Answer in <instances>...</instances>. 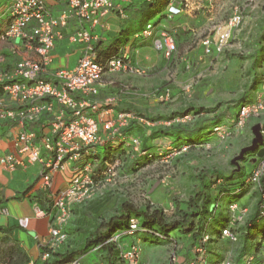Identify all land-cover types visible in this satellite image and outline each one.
<instances>
[{
	"label": "built area",
	"instance_id": "built-area-1",
	"mask_svg": "<svg viewBox=\"0 0 264 264\" xmlns=\"http://www.w3.org/2000/svg\"><path fill=\"white\" fill-rule=\"evenodd\" d=\"M134 0H68L67 5L57 15L46 8L44 0H10L8 14L10 22L1 32L2 41L23 44L34 51L38 58L17 61L11 69L0 70V121H8L20 130L15 138V150L24 155L28 162L41 164L40 188L48 201L46 209L36 208V212L50 218L48 238L39 245L38 260L29 264H43L50 257V251L57 249L67 240L65 226L72 216L74 206L86 203L104 192L101 185L111 181L116 169L121 167L120 161L108 164L102 171L103 179L95 180L97 161L92 157L99 146L124 142L131 150L127 152L136 157L147 155L151 158L150 150L141 149V139L137 135L128 136L124 130L131 121L146 127L156 124L168 125L169 122H152L132 110H118L114 114L118 98L113 93L101 95L102 77L107 73L129 72L140 73L131 63L127 49H122L118 56L99 62L98 53L92 42L93 35L85 24L95 25L99 18L110 11L117 10L122 18L127 15L123 6H128ZM151 1V0H148ZM180 13V7L169 2L167 17ZM243 19L242 9L235 7L229 19L216 24L198 47L202 55H219L227 46L234 30ZM77 22V29L69 35L72 42L82 44L81 56L71 69H58L45 78L47 68L52 61V51L55 40L62 38V31L70 21ZM152 37V46L164 55L172 58L177 50L173 35L161 24L148 22L145 27L133 34V38ZM172 97L169 88L156 92V100L167 102ZM264 108V100L241 106L231 124H218L212 128L215 140L222 142L234 131L241 128L251 116H257ZM191 121L193 116L186 115L176 122ZM187 122V121H186ZM172 151H186L189 145L174 148L167 141ZM166 147V146H165ZM162 160L168 155L165 149L157 146L153 150ZM161 151V154L159 153ZM154 161V163H156ZM0 163L9 168L21 164L15 154H5L0 157ZM153 163V164H154ZM69 170L67 183L62 188L53 187L54 173ZM100 176V175H99ZM264 158L253 167L246 182L254 189L264 188ZM152 204V203H151ZM5 207L0 206V214L7 215ZM230 220L221 229V238L230 242L237 241V233L232 231L246 218V208L239 203L229 205ZM139 230L137 220L131 219L129 228L112 236L120 249L123 264H143L141 251L136 239L127 247L120 243L124 235L134 236ZM210 234L204 233L196 243L191 254L192 258L185 264H207L206 244ZM180 246L173 244L169 254L168 264H178ZM264 264V245L261 251ZM252 254H246L237 264H256ZM71 264H81L75 260ZM217 264H235L232 256H225Z\"/></svg>",
	"mask_w": 264,
	"mask_h": 264
},
{
	"label": "rangeland",
	"instance_id": "rangeland-1",
	"mask_svg": "<svg viewBox=\"0 0 264 264\" xmlns=\"http://www.w3.org/2000/svg\"><path fill=\"white\" fill-rule=\"evenodd\" d=\"M171 2L180 6V13L175 14L176 17L172 15L169 24H160L173 35L177 45L174 57L166 59L153 46L140 49L141 57L148 53L163 63L157 65L155 69L138 68L140 73L120 72L125 73L123 77L127 80L129 79L127 75H130V80L136 81L138 85L132 86L129 81L123 83L114 79L113 84L117 87L115 92L109 94L118 91L119 93L115 94L118 102L121 97H125L128 100H126L128 104L126 108H129L127 110L140 112L147 117L167 116L173 112H183L188 108L204 110L217 107L218 104H222L223 107L226 105L227 109L234 112L233 105L239 104L240 101L256 98V101L264 100V65L262 64L264 57L259 65L252 63L254 51L258 50L259 45L264 47V34L261 35L264 28V0H171ZM235 7L242 9L243 19L234 30L223 52L219 55L200 57L197 53L200 41L216 24L227 21ZM150 9L155 10V7L151 6ZM135 14V10L127 12V15L131 16L129 28L133 30H137L147 19L144 12ZM152 16L153 13L149 21L154 24L159 16ZM3 46L4 44L0 43V50ZM143 64L148 65V62L144 61ZM163 88H169L172 94L165 104L156 100V92ZM203 116H206L205 113ZM212 116L213 113L201 120V126L214 121L211 120ZM262 116H264V108L257 116L249 117L241 128L224 141H211L186 151H172L167 144L169 140L160 139L150 142L152 148L147 150H155L158 146L165 149L168 155L154 164L141 166L133 173L119 167L111 181L101 185L100 188H103L104 193L125 196L136 205L148 202L160 206L168 218L176 219V209L185 205V201L197 187L196 174L201 170H214L220 175L233 171L236 167L231 163L232 158L238 155L243 147L249 145L253 137L251 127L257 123L252 124L253 118L262 120ZM188 120L185 118L186 124L192 121ZM261 120L259 122L264 123V119ZM207 129L209 128H204L202 131ZM262 139L264 141V138ZM98 150L101 151V146ZM159 153L161 154V151ZM238 163L244 165L246 171L249 170L247 162L240 159ZM254 202L253 200L250 204L251 207ZM90 205L87 203L79 207L81 212L76 217L91 220V216L85 215ZM250 206L246 208V217L249 216ZM132 238L131 235H124L120 239L121 245L131 243ZM172 249L173 245L153 249L147 264H168ZM226 251L225 253L228 254L234 253V249ZM97 259L98 255L90 251L80 260L82 264H93ZM142 263L144 264L143 261Z\"/></svg>",
	"mask_w": 264,
	"mask_h": 264
},
{
	"label": "trees",
	"instance_id": "trees-1",
	"mask_svg": "<svg viewBox=\"0 0 264 264\" xmlns=\"http://www.w3.org/2000/svg\"><path fill=\"white\" fill-rule=\"evenodd\" d=\"M170 1H145L144 4H152L151 6H154L155 10L149 9V6L147 10H143L148 17L130 36L145 27L150 20L149 18H151V15H149L151 12L160 14V19L154 23L156 25L160 24L162 19H167V5ZM263 32L264 28L261 35L264 34ZM126 39L129 40V37H126ZM142 39L145 38H133L132 41L136 42ZM94 49L98 53L97 59L99 62L118 56L121 52L120 49L112 45L107 49H98V46H94ZM252 56V63L259 65L264 57V47L259 45L258 50L254 51ZM262 64L264 65V62ZM253 102L252 99L240 101L237 104V114L241 106ZM203 112V109L188 108L183 112H173L167 116H144L145 119L152 122H169V124H156L153 127H146L131 121L124 130V134L139 136L142 150L152 148L149 143L160 139L169 140L172 146L177 149L183 145H189L193 149L197 145L214 141L212 128L222 123L215 119L209 127H203V129H209L205 131L192 130L193 133H191L188 124L176 122L175 120L186 115L199 117ZM137 113L142 115L140 112ZM234 122L235 118L232 123ZM130 150L124 142L115 145L110 143L102 145L101 151L97 150L92 155L97 161L95 170L97 175L94 179H103L102 171L108 168V164L115 163V161H120L121 168H126L128 172L133 173L141 166L151 165L156 159L160 158L153 150L149 152L152 154L151 158L147 155L132 158L127 153ZM245 154L247 155L243 156L241 160L249 165L248 171H246L247 168L244 165L239 163L234 164L236 168L233 171L224 175H220L214 170L199 171L196 174L197 187L185 201V205L178 208V210L176 209V219L168 218L160 206L148 202L143 205H136L125 196H115L109 193H104L86 203L77 205L72 209V216L64 228L67 240L57 249L50 251V257L43 264H71L75 260H80L82 256L90 251L98 254L99 259L102 261L101 264H123L119 246L110 239L116 233L128 229L131 219L137 220L139 225V230L134 233V236L146 248L178 244L180 246L178 255L183 254L188 261L192 258L191 252L196 243L204 233H208L211 237L205 249L207 264L219 263L228 255V253H225L227 249H234L233 259L235 264L246 254L254 255L256 258L255 263L259 264L262 261L261 251L264 245V188L256 189V192L252 193V198L256 197L257 200L251 213L249 216L247 215L241 225L232 228V231L238 234L237 241L230 242L220 237L221 229L226 227L230 220L229 205L232 203L240 204V199L250 192L251 186L246 182L248 173L264 158H256L255 151H248ZM248 156L250 158H247ZM87 203L91 205L88 206V211L84 212L85 215L91 216V220L79 216L80 219H78L76 216L81 212L79 207H83ZM0 232L4 234L0 239V264H29L31 259L27 251L9 236L10 231L7 228L0 227ZM183 247L186 248V253H183L181 249Z\"/></svg>",
	"mask_w": 264,
	"mask_h": 264
},
{
	"label": "crops",
	"instance_id": "crops-1",
	"mask_svg": "<svg viewBox=\"0 0 264 264\" xmlns=\"http://www.w3.org/2000/svg\"><path fill=\"white\" fill-rule=\"evenodd\" d=\"M44 1L48 11L55 16L66 7L68 0ZM145 1L148 0H134L133 3L128 6L122 5L123 10L126 15L127 12L131 10H135L136 14H141L144 12L143 10H147L148 8L150 9L152 5L144 4ZM9 3L10 0H0V33L9 24ZM152 13V17L158 15V20L160 19V14L151 12L149 15ZM174 17L176 16L174 15ZM171 20V18H169V20L168 18L164 20L162 19V22L160 23L169 24ZM130 23L131 16L127 15L126 18H122L118 14L117 10H114L100 17L95 25L84 23V26L93 35L92 42L94 46H98V49H107L111 45L120 49L119 51L122 49H127L131 63L134 67H144L148 70L155 69L157 65L162 64L163 62L158 59H154V57L148 53L142 57L140 55V49L147 48V46H152V37L133 42V39H130L132 36H130V34L135 30L129 28ZM76 29L77 22L75 20L70 21L65 29H60L63 35L62 38H59L54 42L55 45L52 51V61L47 68L48 71L45 74V78H51V74H53V72L58 69H71L75 66L78 58L81 56L82 44L70 41L69 35L72 34ZM126 37H129V40H127ZM0 43L4 44L2 50H0V54L2 55V58L0 59V70L11 69L17 61L22 59L36 60L38 58L34 51L27 49L23 44L2 41L1 39ZM201 50V47L197 49V53H199L200 57L214 56H204L201 54ZM144 61H147L148 65H144ZM124 74L125 73L120 72L105 74L102 77L101 95H107L111 92H115V88L117 86L113 84L114 79L123 83H127L126 81H129V84L132 86L138 85L136 81L130 80V75H127L129 77L128 80L127 78H124ZM256 99H252V101H256ZM126 100L127 99L125 97H121L119 99V102L115 107L114 114H116V111L125 110L124 108L128 107ZM233 108L234 112L230 109H227L226 105L223 107L222 104H218L217 107L214 106L211 108H205L203 113H205V117H208L209 114L213 113L211 120L217 119L222 124H231L237 115L238 105H233ZM127 109L129 108H126V110ZM203 113H201V116L199 117H193L191 123L188 124V126H190L189 129H191V133L199 129L202 131L203 127H209L211 125L212 122L209 121L208 125L203 127L201 126L200 121L206 119L203 116ZM262 118L264 119V116H262ZM253 119L254 120L252 124L261 120V118ZM19 130V126H16L8 121H0V157L5 154H15L21 160V164L16 165L14 168H9L0 163V206L5 207L8 211L7 215L0 214V227L7 228L10 231L9 236L16 240L19 245L27 251L30 259L36 261L40 255V243L48 238V228L50 223L49 216L38 214L36 212V208L38 207L40 209H46L48 201L46 200L39 186V173L41 170V164L38 162H28L24 155L18 154L15 150V138ZM69 175V170L54 173V189L64 187L67 183ZM253 192H256V189L252 188L251 186L250 192L245 194L240 199V205H242L244 208H249L253 200L256 202L257 198H252L251 196ZM254 203L252 204V207L250 206V213ZM3 236L4 234L0 232V239ZM136 239L138 238L133 236L131 243H126L125 246L127 247L128 245L132 244ZM139 246L141 251V261H143L144 264H147L148 258L150 257L152 250H155V248H146L141 241ZM182 250L183 253L187 252L186 248H183ZM95 254L97 253L95 252ZM228 255L233 256L234 253L230 252ZM180 259L181 260H179L178 264H182L187 261V257H185L183 254H180ZM101 263L102 261L98 256L97 261L93 264Z\"/></svg>",
	"mask_w": 264,
	"mask_h": 264
},
{
	"label": "water",
	"instance_id": "water-1",
	"mask_svg": "<svg viewBox=\"0 0 264 264\" xmlns=\"http://www.w3.org/2000/svg\"><path fill=\"white\" fill-rule=\"evenodd\" d=\"M251 132L253 137L251 139L250 144L243 147L240 150L239 154L232 158L231 163L238 164V160H240L248 151H255L256 156H259L256 158L264 157V141L262 139L264 138V123L257 122L253 124L251 127Z\"/></svg>",
	"mask_w": 264,
	"mask_h": 264
},
{
	"label": "clouds",
	"instance_id": "clouds-1",
	"mask_svg": "<svg viewBox=\"0 0 264 264\" xmlns=\"http://www.w3.org/2000/svg\"><path fill=\"white\" fill-rule=\"evenodd\" d=\"M180 7V6H179ZM167 18H170V17H167ZM150 22V21H149Z\"/></svg>",
	"mask_w": 264,
	"mask_h": 264
},
{
	"label": "flooded vegetation",
	"instance_id": "flooded-vegetation-1",
	"mask_svg": "<svg viewBox=\"0 0 264 264\" xmlns=\"http://www.w3.org/2000/svg\"><path fill=\"white\" fill-rule=\"evenodd\" d=\"M261 147V146H260Z\"/></svg>",
	"mask_w": 264,
	"mask_h": 264
}]
</instances>
